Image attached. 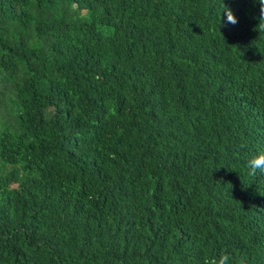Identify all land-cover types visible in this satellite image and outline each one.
Listing matches in <instances>:
<instances>
[{"label":"trees","instance_id":"1","mask_svg":"<svg viewBox=\"0 0 264 264\" xmlns=\"http://www.w3.org/2000/svg\"><path fill=\"white\" fill-rule=\"evenodd\" d=\"M261 26L264 0H0V264H264Z\"/></svg>","mask_w":264,"mask_h":264},{"label":"clouds","instance_id":"2","mask_svg":"<svg viewBox=\"0 0 264 264\" xmlns=\"http://www.w3.org/2000/svg\"><path fill=\"white\" fill-rule=\"evenodd\" d=\"M222 3V2H221ZM261 3V0H260ZM223 4V3H222ZM224 8H222L220 10L219 15H221V12L223 10V12L225 13V18L227 22L230 23H236V18L234 17V15L232 14V12L229 10V8L225 5ZM260 31H264V26H261V28L259 29ZM249 167L255 171V170H264V155H257L255 157H253L250 161H249Z\"/></svg>","mask_w":264,"mask_h":264}]
</instances>
